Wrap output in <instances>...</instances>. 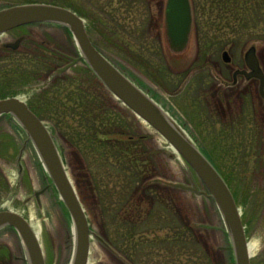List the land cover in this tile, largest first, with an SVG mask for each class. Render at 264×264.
Segmentation results:
<instances>
[{"label": "rangeland", "instance_id": "1", "mask_svg": "<svg viewBox=\"0 0 264 264\" xmlns=\"http://www.w3.org/2000/svg\"><path fill=\"white\" fill-rule=\"evenodd\" d=\"M64 1L77 5L104 56L214 162L253 245L251 264H264V101L255 81L239 78L233 84L249 46H256L264 63V0H240L242 20L230 21L222 19L228 0H196L197 28L181 54L170 50L166 38V0ZM35 2L53 3L0 0V9ZM0 51V100L18 97L53 131L96 234L88 264L235 263L215 200L175 186L207 192L203 182L164 137L104 86L68 28H16L0 36ZM225 52L235 55L232 62L224 61ZM71 59L76 64L57 74ZM3 210L23 216L39 235L45 264H71L72 217L34 144L8 115L0 116ZM0 264H29L22 239L10 227L0 229Z\"/></svg>", "mask_w": 264, "mask_h": 264}, {"label": "water", "instance_id": "2", "mask_svg": "<svg viewBox=\"0 0 264 264\" xmlns=\"http://www.w3.org/2000/svg\"><path fill=\"white\" fill-rule=\"evenodd\" d=\"M33 23H54L69 28L83 59L105 87L164 137L204 183L209 194L199 191L196 187L189 188L179 184L175 186L191 189L199 194L204 193L215 200L233 244L235 264H251L241 214L223 176L177 122L93 44L84 19L69 8L46 3L17 4L0 9V35ZM192 26L193 14L190 0H167L165 29L169 48L173 53L180 54L189 48ZM21 41L22 39H19L13 49H16ZM223 58L226 63L231 62L228 52L223 54ZM75 62L77 60L72 59V63L61 68L58 73L67 70ZM245 62L251 73L246 70H237L234 74L235 82L239 75H245L248 80L254 77L259 78L260 94L264 99V73L260 68L254 46L246 52ZM2 115H10L24 129L72 217L75 249L71 264H88L90 235L96 236V234L90 230L84 210L58 152L53 133L29 105L18 97L0 100V116ZM6 227H12L19 233L29 264H45L40 242L23 216L10 210L0 211V229Z\"/></svg>", "mask_w": 264, "mask_h": 264}, {"label": "trees", "instance_id": "3", "mask_svg": "<svg viewBox=\"0 0 264 264\" xmlns=\"http://www.w3.org/2000/svg\"><path fill=\"white\" fill-rule=\"evenodd\" d=\"M50 2H53L51 4L69 7L72 9L77 7V5H75L74 3H71L69 1L67 2L64 0H50ZM227 2L222 3V12L224 13L222 19H228V21H230V19L232 18H238L239 20H242V14L240 10H242L243 3H241L240 0H228ZM73 10H76V12H79L78 8H75ZM223 10H226V12Z\"/></svg>", "mask_w": 264, "mask_h": 264}, {"label": "flooded vegetation", "instance_id": "4", "mask_svg": "<svg viewBox=\"0 0 264 264\" xmlns=\"http://www.w3.org/2000/svg\"><path fill=\"white\" fill-rule=\"evenodd\" d=\"M191 5H192V13H193V30L195 28H197V18H196V15H197V11H195V8H197V5H196V0H191ZM166 8H167V2H165V6H164V18L166 17ZM196 14V15H195ZM257 51V50H256ZM1 52V51H0ZM257 53V52H256ZM235 57V55L233 54L232 57H231V61L233 60V58ZM244 59V58H243ZM259 63H260V67L261 69L264 71V63L262 62V60L259 58ZM242 69H245L248 73H251V71L248 69L246 63H245V59H244V68ZM234 72V71H233ZM239 78H242L243 81H247V82H250V81H255L256 83H258L260 85V80L258 78H252L251 80H247L246 76L245 75H242L240 77L237 78V82H236V85L238 84V81H239ZM233 81H234V75H233ZM233 88V87H232ZM245 91H248V88H244ZM231 91V90H230ZM258 91H259V88H258ZM229 92V91H228ZM247 94V93H246ZM228 95H232V93H228ZM247 96V95H246ZM259 98L260 100H262V97L259 93Z\"/></svg>", "mask_w": 264, "mask_h": 264}, {"label": "bare ground", "instance_id": "5", "mask_svg": "<svg viewBox=\"0 0 264 264\" xmlns=\"http://www.w3.org/2000/svg\"><path fill=\"white\" fill-rule=\"evenodd\" d=\"M76 43H77V42H76ZM168 148L171 149V151H172L177 157H179V153L176 151V149H174L172 146H168ZM36 236H37V238H38V240H39V242H40L39 235L37 234ZM247 247H248V253H249V256H250V257L253 256V253H254L253 245L248 244Z\"/></svg>", "mask_w": 264, "mask_h": 264}]
</instances>
